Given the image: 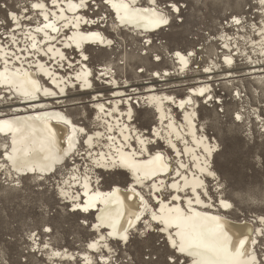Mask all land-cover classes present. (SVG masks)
<instances>
[{"label":"bare ground","instance_id":"1","mask_svg":"<svg viewBox=\"0 0 264 264\" xmlns=\"http://www.w3.org/2000/svg\"><path fill=\"white\" fill-rule=\"evenodd\" d=\"M100 1L101 4L99 0H87L90 7H80L81 0H56L53 7V0H39L45 4L41 11L32 8L37 0H0L3 3L0 10L9 3L16 4L15 9H7L6 17H0V127L5 123L13 126L11 132L6 127L0 131V176L11 183L6 186L13 188L24 179L56 180L58 175L56 196L64 200L70 213L87 218L81 225L88 226L91 235L79 251L56 249L48 243L45 247L31 236L33 246L49 264H111L109 257L116 253V243L127 246L134 232L154 233L158 224L153 215H165L179 207L218 217L237 245L240 240L245 241L243 259L255 257L256 264H261L264 216L240 218L237 215L241 212L223 196L224 184L213 166L219 144L208 137L205 121L199 116L202 105H219L220 100L212 94L211 82L223 84L225 79L233 78L223 72L215 73L223 66L232 69L236 60L223 54L224 65L211 62L209 67L194 68L193 51L188 50L191 55L178 49L167 53L161 42L152 46L155 35L172 25V12H179L176 3H170L168 9L158 4L168 23L153 27L143 18V10L153 7L150 0H135L136 14H129L127 19L123 9L113 7L121 0ZM45 16L49 19L45 20ZM7 21L10 32L5 29ZM45 24L53 27L45 29ZM107 25L114 37L103 30ZM262 32L264 24L258 28L260 45L264 46ZM127 35L133 41L139 42L141 38L143 45L140 42L131 53V49L128 53L122 47L115 55L112 47L116 39ZM121 41L125 43V39ZM224 42V49L228 50L229 45ZM263 46L254 53L263 56ZM91 49L109 52L101 60V69L95 72L89 65ZM162 50L165 55L160 54ZM177 52L186 63L176 56ZM147 56L155 66L165 60L168 67L151 68ZM7 57L11 59L5 65ZM135 61L139 68L134 69ZM128 71L133 72L135 80L141 79L143 73L149 74V80H144L140 87L131 85ZM263 72L258 68L248 70L247 75L258 74L251 80L264 86V75L260 74ZM171 90L177 92L170 93ZM182 91L184 95L177 96ZM140 109L150 113L152 137L143 135L137 125L136 111ZM220 111L223 112L222 108ZM13 156L17 161L27 160L28 169L35 171L14 163L10 158ZM158 156L160 159H156ZM122 157L127 159L126 164L121 163ZM181 164L184 168L179 167ZM111 173L123 174L126 183L100 186L101 174ZM175 185H179V190ZM194 186L200 194V203L195 202ZM6 191L0 189V195ZM215 193L218 197L214 200ZM173 197L177 199L174 201ZM225 203L230 207H223ZM86 205L88 211H83ZM129 221L133 222L131 228ZM46 232H51L50 228ZM172 232L174 235L176 229ZM156 234L163 237L171 251L168 233L156 229ZM125 235L127 239L122 238ZM181 259L192 264L191 257Z\"/></svg>","mask_w":264,"mask_h":264},{"label":"rangeland","instance_id":"2","mask_svg":"<svg viewBox=\"0 0 264 264\" xmlns=\"http://www.w3.org/2000/svg\"><path fill=\"white\" fill-rule=\"evenodd\" d=\"M164 1L168 2L165 3ZM164 1V3H160L161 7L168 9L170 3H176L179 6V12L176 14L172 12L174 17L172 25L169 28H164V32L155 35L154 40L156 42L152 41L151 45L155 46L161 42V47H165L167 53H171L174 49L183 53H189L188 50L193 51L194 68L210 66L211 62L220 66L224 39L221 37L225 34L233 35V30L238 29L233 28L235 25L233 24L234 18H241L242 27L246 28V32L248 26L259 28L264 24V14L258 5V0ZM1 4L3 3H0V7ZM98 4H101L100 0ZM15 5L9 3L4 9L1 8L0 17H6L7 9H15ZM97 15L98 12L95 13V16ZM8 21L5 29L10 32L12 29L9 28L10 23ZM109 26L107 25L103 30L111 37L114 34L110 32ZM249 35L256 42L258 41V37H254V33ZM127 36L116 39V43L112 47L115 55L118 56L117 53L122 50V47L128 53L131 49V53L137 44L139 45L141 42V46L143 45L141 38L135 37L138 38V42L129 39L131 35ZM245 38L237 40L239 49L247 56L255 58L256 53L251 52L252 47L247 42V36ZM122 39H125V43L121 41ZM157 51L158 49L155 52ZM107 52L108 50L103 52L94 49L88 51L90 54L89 65L94 68L92 69L94 72L101 69V60L108 57L109 52ZM137 52L139 53V51ZM137 52H135L136 55H138ZM165 53L163 50L160 51V54L165 55ZM114 54L113 56H115ZM150 56H147L150 67L156 68L157 66L149 59ZM72 57L75 58V54ZM164 62L165 60L161 62L162 65L158 63L157 68L168 67ZM139 67L140 64L135 61L134 69ZM132 73L128 71L127 75V78L132 82L131 85L140 87L141 84L143 86L144 80H149V74L143 73L141 79L135 80ZM120 81L124 83L123 80ZM95 82H98L97 78ZM98 86L102 87V84L99 83ZM256 89L255 85L254 87H249V85L245 87V91L249 93ZM175 91L171 90L170 93L175 94ZM138 92L141 91L138 90ZM221 92L222 90H219L214 96H217L218 99L221 98ZM179 93L182 94L177 96L181 97L185 92ZM228 93L229 95L232 94L231 91ZM223 99L226 97L221 98L220 106L202 105L199 111L201 120L205 121L208 137L216 139L219 144L220 151L216 154L213 166L224 184L223 196L241 212L242 216L237 215L240 218H250L256 214L264 216V135L258 131L262 126L256 124L254 120H249L250 123L245 121L240 124L233 120L239 111L249 112L251 108H255L258 113L257 116L260 117V120L263 119L261 124L264 125V90L257 97H254L253 101L249 100L240 106L234 102L223 103ZM220 108H222V113ZM136 113V117L139 119L137 125L142 129L143 135L148 136V138L152 137L150 113L143 109L137 110ZM159 147H162V144H159ZM56 177V180L50 178L47 181L24 179L21 180L20 186L11 188L6 186L11 184L9 180L5 182L3 176L2 178L0 176V189H7L4 195H0V264H49L40 256L42 252H37L33 246L31 241L33 237L31 236H35L40 245L48 243L50 247L60 250L69 249L70 251H79L91 238L88 233L89 227L81 225L82 220H87V218L70 213L68 205L63 204L64 200L56 196L55 184L59 180V176ZM101 178L103 181L100 186L103 187H109L114 183L121 185L126 183V178L121 173H111L109 176L108 174H101ZM214 183H210V186L213 187ZM213 196L214 200L218 197L216 193ZM46 228H50L51 232L45 233ZM156 229L157 225H155L154 233H148L147 230L145 234H141L142 231L139 234L134 232L132 240L127 246L116 243V253L109 257L111 264H164L169 250L163 237L156 234ZM82 245L84 246L82 247ZM181 261L183 264L184 259ZM76 264L81 263L76 262Z\"/></svg>","mask_w":264,"mask_h":264},{"label":"snow or ice","instance_id":"3","mask_svg":"<svg viewBox=\"0 0 264 264\" xmlns=\"http://www.w3.org/2000/svg\"><path fill=\"white\" fill-rule=\"evenodd\" d=\"M161 2H163V0H150L153 7L145 8L143 10V18L147 20L148 25L159 27L160 25L168 23L167 18L159 11L158 4ZM55 3L56 0H53V7H55ZM134 5L135 0H131V3H124L123 0H121L119 4H113V7L118 10L123 9L126 13L125 19H127L129 14L135 16L136 9ZM258 5L261 11L264 12V0H258ZM85 6L90 7V5H87V0H81L80 7ZM44 7L45 4L39 2V0L32 4L33 9L42 11ZM47 19H49V17L45 16V20ZM234 23L239 25L240 20L235 19ZM50 27L53 26L50 24L44 25L45 29ZM37 30L39 31V29ZM53 30L55 31V28H53ZM261 34L264 35V32ZM100 39L102 40V38ZM33 47H35L34 44ZM188 55H191V53H188ZM176 56L179 57L182 62L186 63L184 57L181 56L179 52L176 53ZM10 59V57L5 59V65H7ZM85 59H87V57H85ZM157 59H159V57H157ZM227 63H231V61L228 60ZM200 94L203 95V92ZM190 102L191 101H189V103ZM61 119H63V117H61ZM64 122L68 123L66 120ZM5 127L9 132L13 131V126L10 123H5L2 127H0V131H3ZM81 131H83V129H81ZM13 143H15V140ZM10 158L13 159L14 163L18 162L23 167L28 169L27 160L17 161L14 156ZM156 159H160V157L158 156ZM121 163L126 164L127 159L122 157ZM179 167L184 168V165L181 164ZM28 170L35 171V168ZM177 175H179V173ZM175 187L179 190V185H175ZM193 191L196 193L195 202L200 203V194L197 187L194 186ZM168 195H171V192H169ZM176 199V197H173L174 201ZM192 203L193 200L190 199L189 204L191 205ZM222 206L225 208L230 207V205L226 203ZM77 207H79V205H77ZM88 207L89 205H86L83 208V211H88ZM152 218L157 221L158 232L168 233V243L171 245V251L168 252L164 264H182L181 257H191L192 264H256L255 257H249L247 261L243 259L245 256V241L240 240L237 245L232 237L225 232L218 217L201 215L199 213L192 212L191 208L184 210L177 207L170 209V211L165 215H153ZM136 219L139 220L140 217L137 216ZM261 223L264 224V219L261 220ZM128 227H133L132 221H129ZM173 228L176 229L174 235L172 232ZM127 231V228L124 229L125 233ZM109 235H112V233H109ZM261 236L264 237V229H261ZM122 238L127 239V236L125 235ZM45 247H47V245H45ZM54 255L59 254L54 253ZM183 264H188L187 260L183 261ZM261 264H264V261H262Z\"/></svg>","mask_w":264,"mask_h":264},{"label":"built area","instance_id":"4","mask_svg":"<svg viewBox=\"0 0 264 264\" xmlns=\"http://www.w3.org/2000/svg\"><path fill=\"white\" fill-rule=\"evenodd\" d=\"M234 19H233V24H235ZM241 22H242V20L240 18V24H239L240 27L236 24L233 26V28H238V29L233 30V32H234L233 35L225 34L221 37V38H224L223 42H222L221 57L223 56V54H227V55L233 57L236 60L235 65H233L232 69H228L225 66H223V69L221 71H218L217 73H215L216 75L226 73L229 75H233V78L225 79L223 84H226V85L220 84L218 81L211 82V84L214 85V86H212L214 91L213 92L211 91L213 95H215L216 92H219V90H222V92L220 93L221 98L224 96L226 97V99H223V103L229 104L230 102L231 103L234 102V103H236L237 106H240L243 103L245 104L249 100L253 101L254 97H257L258 94L261 93L262 90H264V86H261L255 82H252V80H251L252 77H254L258 74H255L254 76L247 75L248 70H255V69L260 68V70L264 71V55L262 56L261 54H255L256 55L255 58L249 57L244 53H242L240 55L241 51H240L238 43H237L238 39H241V38L246 39L245 37L247 36V42H249L250 46L252 47L251 52L252 51L254 52V49L256 50V52L259 51L257 49L263 45H260L262 43V41H261V38H259V36H258V28L255 26H248L247 27L248 31L246 32L245 31L246 28L242 27ZM251 25H253V24H251ZM235 26H237V27H235ZM243 31H245V32H243ZM244 33H246V35H244ZM252 33L255 34L254 37H258L257 42L253 38H251V35H249ZM251 39H252V41H251ZM225 40L229 45L228 50H225L224 46H223V44L225 43L224 42ZM262 48L264 50V46ZM221 63H222V58H221ZM222 64L224 65V63H222ZM204 67H206V66H204ZM260 74L264 75V72L260 73ZM249 84H253L257 87V89L253 90L252 93L245 91V87L248 86ZM229 91H231L232 94L229 95V93H228ZM221 98H219L220 99L219 106L221 105ZM216 99H218V98H216ZM239 110H242V109H239ZM257 115H258V113L255 110V108H251L249 112L239 111L233 117V120L239 124H240V122L254 120L256 122V124H258L259 126H262V127H260V130L257 127L256 128L258 129L259 133H262L264 135V125L261 124V121H263V119L260 120V117ZM237 116H240L239 117L240 119H237ZM251 116H254V117L252 118ZM257 118H258V120H257ZM250 121H249V123H250ZM248 127H250V126L248 125Z\"/></svg>","mask_w":264,"mask_h":264}]
</instances>
